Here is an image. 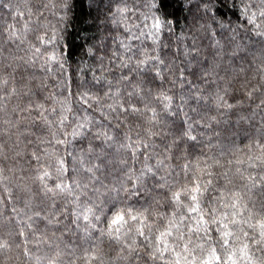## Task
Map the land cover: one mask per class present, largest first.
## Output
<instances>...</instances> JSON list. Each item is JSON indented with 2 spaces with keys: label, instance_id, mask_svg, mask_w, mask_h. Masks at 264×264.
<instances>
[{
  "label": "trees",
  "instance_id": "1",
  "mask_svg": "<svg viewBox=\"0 0 264 264\" xmlns=\"http://www.w3.org/2000/svg\"><path fill=\"white\" fill-rule=\"evenodd\" d=\"M0 264H264V0H0Z\"/></svg>",
  "mask_w": 264,
  "mask_h": 264
}]
</instances>
